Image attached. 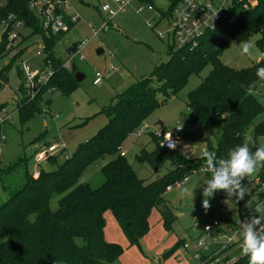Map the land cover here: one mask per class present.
Instances as JSON below:
<instances>
[{"label":"trees","instance_id":"trees-1","mask_svg":"<svg viewBox=\"0 0 264 264\" xmlns=\"http://www.w3.org/2000/svg\"><path fill=\"white\" fill-rule=\"evenodd\" d=\"M27 4L28 0H6L0 6V26L13 15L29 30L26 35L19 33L16 46L23 47L0 69V88L6 83L15 60L28 49L26 42L34 36L43 44V62L50 64L53 74L30 96L21 83L22 71L19 66L16 68L21 96L16 101L15 111L21 124L42 110L43 101L49 104V99H43L46 92L57 90L68 95L79 85L74 73L63 66L64 60L55 55L56 45L67 32L45 30L42 20ZM56 16L68 23L70 30L75 26L63 9L56 11ZM253 33L260 35L255 40L261 54L257 62L234 68L220 60L230 44H239ZM6 43L4 33L0 41V61L6 56ZM167 53L166 61L157 63L147 75L129 83L116 93L114 103L102 108L107 122L97 133L79 143L54 169L40 168L36 178L25 172L23 185L10 192L0 204V264H110L118 259L122 248L104 238L106 211L113 215L129 246L138 245L147 233L148 217L154 208L163 226L169 229L175 215L166 204L164 193L205 161L187 158L178 149L160 146V137L150 132L154 147L149 151L141 148L138 162L150 167H161L167 162L171 168L161 177L146 182L121 154V144L141 127L154 109L175 96L191 75L199 74L208 65L207 75L187 93V122L201 124L206 134L181 131L179 139L205 142L217 158H225L230 149L247 140L250 127L249 137L257 143L259 137H264V118L253 122L264 112V103L250 92L264 70V0H254V4L250 0L236 2L213 31L198 39L196 46L175 48L167 44ZM107 156L110 159L99 168L103 177L100 185L93 187L80 182L90 165ZM56 159L54 155L47 160L55 165ZM20 163L8 165L6 172H12ZM257 180L252 192L261 190L264 196V168L259 170ZM53 196L58 197L55 209L50 207ZM181 244L177 242L164 257L172 255ZM229 264H249L248 257L239 255Z\"/></svg>","mask_w":264,"mask_h":264},{"label":"rangeland","instance_id":"rangeland-1","mask_svg":"<svg viewBox=\"0 0 264 264\" xmlns=\"http://www.w3.org/2000/svg\"><path fill=\"white\" fill-rule=\"evenodd\" d=\"M68 10L74 14L78 21L75 27L65 34L55 47V55L62 60L66 58L69 46L90 35L88 24H100L104 15L99 11L102 1L110 0H66ZM135 2L120 11L111 21L110 28L93 38L83 49V60L74 57L79 70L84 73V78L78 87L70 94L64 95L57 90H51L43 95V99H49V104L44 101L41 111L25 124H21L15 110L16 101L21 94L18 92L20 79L16 68L21 60L27 62L31 69L36 70L43 66L42 55H37L40 50L39 37L34 36L26 44L29 45L24 54L15 60L13 67L7 74V81L0 88V106L3 104L8 112H12L11 118L3 127L5 142L0 153V204L9 196L10 192L19 189L24 182V174L27 171L33 174L35 168L51 170L60 164L68 154L72 153L79 143L84 142L107 122V117L102 108L114 103L117 92L123 90L129 83L143 75H147L159 62L169 58L167 43L170 38L160 39L149 27V23H156L152 12H135ZM165 24L159 23L157 29L164 30ZM1 28V26H0ZM22 34L26 35L29 30L21 28ZM259 33H253L244 41L254 43L251 55L241 54V43L230 44L220 56V60L227 66L234 68L248 67L260 58V51L255 45ZM35 40V43L33 41ZM243 41V42H244ZM14 45L10 58L23 46ZM102 53L98 54V50ZM10 60V59H9ZM4 59L0 61L3 64ZM113 67V71H107ZM210 66H206L199 74L189 77L187 84L166 103L154 109L143 122L141 127L146 129L137 136L134 132L122 142L120 152H124L125 158L131 165L138 177L150 182L165 174L171 166L165 163L161 167H150L146 163L140 164L137 160L141 148L148 151L153 149L154 144L150 140L149 133H160L166 130L172 131L177 126L183 131L205 135L206 132L201 124H189L187 122V93L194 89L203 77L209 72ZM95 70L101 71L107 76L99 84L93 85L92 79ZM255 89L250 92L264 103V78H260L255 84ZM264 118V112L259 114L254 123ZM251 127L249 128V131ZM246 138H249V132ZM214 142V138L210 137ZM56 143L63 149L57 152V164L53 165L45 160L35 165L36 152L44 144ZM258 144H264V137L258 138ZM178 151L187 158H200L204 150H208L205 142L191 139H181ZM209 151V150H208ZM110 159L107 156L100 159L96 164L90 165L82 174L80 182H87L97 187L103 181L99 168ZM21 161L20 165L12 172H6L10 164ZM259 172V171H258ZM257 173L245 178L242 183L247 187L250 199L249 209L253 214L256 202L264 203L261 190L253 191L252 187L257 183ZM210 173L203 162L201 167L193 171L179 185L169 187L164 193L166 204L175 215L171 227L165 228L159 221L160 214L154 208L149 217V229L141 238L138 245L129 246L126 236L118 227L114 218H110L109 212L104 216V238L114 242L122 248L118 259L110 264H197L192 257L194 240L200 238L204 243L202 249H215L222 245L227 234L232 233L236 222V198H229L224 191H217L210 199L211 208L202 207V190L210 178ZM193 189V198L190 194H184L182 189ZM57 196L50 200L51 209L57 207ZM246 207V208H247ZM258 215V214H257ZM209 225L211 231L205 232L204 226ZM222 232L221 235H218ZM219 236L217 241L211 237ZM177 242L187 243L188 250L182 244L175 249L172 255L164 257ZM179 258V260H177Z\"/></svg>","mask_w":264,"mask_h":264},{"label":"built area","instance_id":"built-area-1","mask_svg":"<svg viewBox=\"0 0 264 264\" xmlns=\"http://www.w3.org/2000/svg\"><path fill=\"white\" fill-rule=\"evenodd\" d=\"M6 0H0V6L4 5ZM241 0H110L102 1L99 6V11L104 15L103 21L100 24H88L90 35L84 37L80 41L74 42L76 44L74 52H69L64 59L63 66L67 69L71 68V63L74 61V57L78 56L80 60H83L82 54L85 46L93 39L98 37L101 32L107 31L110 28L112 19L120 12L125 10L127 6H130L132 2H135V12L143 13L144 11L152 12L156 23H149V27L160 38H170V42L167 44L172 45L175 48H182L188 46L194 47L197 45L198 39L211 31H213L219 21V19L228 11L236 2ZM251 4H254V0H250ZM28 8L33 11L41 20L45 30L69 32V25L61 18L56 16V11L63 9L67 15L70 16V21L77 23L78 18L69 12L68 3L66 0H28ZM233 19V17H231ZM159 23H164V30L157 29ZM21 28H25L24 24L20 20H15L13 15H10L6 21H2L0 28V41L2 35L6 33L7 43L5 46V58L3 64L0 65V69L3 65L9 62V54L12 52L14 45L19 40V33ZM41 48L36 52L37 55H42V60L45 56L43 51V44L40 43ZM7 53L8 56H7ZM76 62V61H74ZM43 66L32 70L31 66L21 60L20 69L22 71L24 91L27 95L33 96L37 87L43 85L52 76L53 70L50 64L46 65L42 62ZM113 71V67L107 71L110 74ZM106 76L101 71L95 70L92 84L96 85L103 81ZM15 111V110H14ZM12 112H8L4 107L0 108V153L5 142V135L3 133V127L7 121L11 118ZM146 126L140 127L134 133L139 136ZM183 131V128L177 126L174 130L163 131L160 133L162 147L169 150H176L179 146V133ZM63 147L56 143L44 144L39 151L36 152L35 162L36 166L39 163L47 160L49 157L54 156L57 152L61 151ZM124 155V152H121ZM40 169L35 168L32 176L37 177ZM185 180V179H184ZM183 180V181H184ZM179 185V183L177 184ZM264 186V184H262ZM250 199L245 196L242 200L236 199V222L233 226V231L225 236V240L222 245L218 246L214 250H210L207 247L202 249L204 243L200 238L194 240V247L192 257L197 261V264H229L237 256L242 255L241 252V238L239 235L240 222L246 219L249 215H252V211L249 209ZM247 207V208H246ZM205 232L211 230L209 225H205ZM219 236L211 237L212 241H217ZM182 247L188 250V244L183 243ZM204 257V258H202ZM229 257V259H227ZM179 260V258L177 259Z\"/></svg>","mask_w":264,"mask_h":264},{"label":"clouds","instance_id":"clouds-1","mask_svg":"<svg viewBox=\"0 0 264 264\" xmlns=\"http://www.w3.org/2000/svg\"><path fill=\"white\" fill-rule=\"evenodd\" d=\"M253 48V42L244 41L241 54L251 55ZM260 75L264 78V70ZM200 158L211 174L202 190V207L207 210L211 208L210 199L217 191H224L229 198L244 199L248 190L242 181L264 168V144H258L249 137L230 149L225 158H217L214 152L208 150H204ZM194 188L184 187L182 192L190 194L192 200ZM253 211L255 214L240 222L241 252L248 257L249 264H264V203L256 202Z\"/></svg>","mask_w":264,"mask_h":264},{"label":"water","instance_id":"water-1","mask_svg":"<svg viewBox=\"0 0 264 264\" xmlns=\"http://www.w3.org/2000/svg\"><path fill=\"white\" fill-rule=\"evenodd\" d=\"M75 46H76L75 43H72V44L69 46V48H68V52H69L70 54H72V53L74 52ZM97 53H98V54L102 53V50L99 49V50L97 51ZM70 70L74 73V77H75L76 81H78V82H80V81L84 78V76H85L84 73H83L81 70L78 69V66H77V64H76L74 61H72V63H71V68H70ZM255 87H256L255 84H253V85L251 86L252 89H255ZM211 113H212V114L214 113V107L211 109Z\"/></svg>","mask_w":264,"mask_h":264},{"label":"crops","instance_id":"crops-1","mask_svg":"<svg viewBox=\"0 0 264 264\" xmlns=\"http://www.w3.org/2000/svg\"><path fill=\"white\" fill-rule=\"evenodd\" d=\"M74 27H75V26H74ZM74 27H73V28H74ZM73 28H72V29H73ZM106 77H107V76H106ZM106 77H105V78H106ZM124 155H125V154H124ZM107 212H109V214H110V216H109V217H110V218H112V217H113V215L111 214V212H110V211H106V212L104 213V216H106V215H107ZM252 214H253V213H252ZM159 216H160V215H159ZM113 218H114V217H113ZM114 220H115V219H114ZM159 221H160V222H162L160 218H159ZM118 227H119V226H118ZM210 231H211V230H210ZM222 232H224V231H221V233H220V234H218V235H221V234H222ZM215 249H216V248H215ZM211 250H214V249H211Z\"/></svg>","mask_w":264,"mask_h":264}]
</instances>
